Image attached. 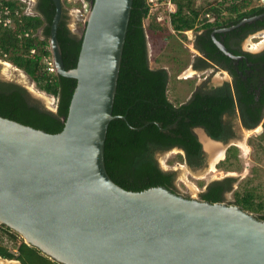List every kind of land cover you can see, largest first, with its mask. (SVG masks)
Returning <instances> with one entry per match:
<instances>
[{"label": "water", "instance_id": "obj_1", "mask_svg": "<svg viewBox=\"0 0 264 264\" xmlns=\"http://www.w3.org/2000/svg\"><path fill=\"white\" fill-rule=\"evenodd\" d=\"M53 2L56 73L77 87L58 134L0 117V224L59 264H264V221L240 206L188 199L163 186L132 192L112 180L105 147L134 0L85 3L82 48L71 70L57 37L63 0ZM212 157L207 166L218 161Z\"/></svg>", "mask_w": 264, "mask_h": 264}, {"label": "trees", "instance_id": "obj_2", "mask_svg": "<svg viewBox=\"0 0 264 264\" xmlns=\"http://www.w3.org/2000/svg\"><path fill=\"white\" fill-rule=\"evenodd\" d=\"M86 1L93 3L95 0ZM254 2L234 0L228 6L224 1L219 7L198 9L195 6L196 0H173L175 12L169 13V16L173 29L180 37L186 38L184 32L190 30L209 29L207 34L210 38V31L215 25L233 21L235 17L261 14L263 9L250 10ZM152 7L148 0L133 2L114 102L113 115L116 118L109 125L106 140L105 164L112 180L125 190L142 192L163 186L177 193L175 173L161 168L157 153L179 147L186 152V161L190 166L200 167L203 163L202 146L193 128L204 127L213 138L227 140L228 136L222 132L221 117L225 112L234 110L235 97L231 87L226 85L216 95L197 93L193 100L181 106L169 100L168 71L150 66L147 32L154 33L156 25L147 29L145 20ZM55 14L53 0H36L33 15L26 14L25 5L19 1L0 0V17L3 22L0 23V59L23 70L39 90L55 97L57 101L55 111L47 110L33 100L24 87L0 80V117L50 134H58L64 129L77 87V80L49 72L44 61L51 55V25ZM208 14L215 15L217 21L208 22ZM6 19L12 21V26H4ZM68 19L63 8L57 37L65 68L71 70L77 67L85 30L81 35L74 34L69 28ZM234 23L237 22L230 24ZM207 47L210 57H215L217 51L212 41ZM181 62L175 59L177 65L181 66ZM235 90L244 123L248 127L255 126L262 118L264 107H255V98L250 88L235 86ZM262 136L264 139V134ZM237 156L238 149L231 147L226 160L218 167H226L225 164ZM234 182V178H227L211 183L202 193L201 200L225 202V194L232 190ZM234 196V205L247 212L262 213L264 202L257 203L259 196L254 188L237 191ZM258 219L264 221V214ZM0 230L1 238L6 235L13 244L20 238L18 233L5 225L0 224ZM17 251L18 254L0 243V256L4 259L18 260L22 264H59L25 241L17 246Z\"/></svg>", "mask_w": 264, "mask_h": 264}, {"label": "rangeland", "instance_id": "obj_3", "mask_svg": "<svg viewBox=\"0 0 264 264\" xmlns=\"http://www.w3.org/2000/svg\"><path fill=\"white\" fill-rule=\"evenodd\" d=\"M16 1L23 3L26 7V12L30 13V15L35 13L36 0ZM224 1L227 2L226 4L229 6V3L234 0H196L195 6L198 9H207L211 6L219 7V4ZM86 2V0H63L64 9L69 17V28L76 35H81L86 28L88 19V15L84 11ZM148 2L153 6L152 2L149 0ZM256 3L257 0H255L254 5ZM169 13L168 6L164 5L160 0L152 7L148 19L145 20V26L147 29H150L151 25H156V30L154 33L147 30V46L150 66L152 68H162L168 71L170 75L168 97L175 105H179L188 100L193 89H195V85L201 83L207 74L199 77L192 72L191 56H193V54L191 50L186 48L183 42L189 44L192 48L194 33H189V35H186V38L180 37L171 25ZM213 17L214 16L211 15V17L207 19L210 20ZM168 33L172 36H169ZM38 34L41 35V32ZM251 41L252 40L249 39L245 44L252 45ZM255 41H253V43L258 44L257 46L259 47L264 41V36L260 37L258 42ZM183 50L188 52H185V55L188 57L189 63L182 67L184 62L180 57L183 55L180 56V54H182ZM175 59L181 60L183 64L181 66L177 65ZM183 70L184 72L182 73ZM225 77L224 74L218 72L212 77L211 82L221 84ZM181 78L184 79L180 80ZM0 80L3 82H12L24 87L33 100L43 108L50 111L56 110L57 101L55 97L39 90L37 85L23 70L2 59H0ZM185 86L187 90H184ZM196 132L200 137H206L201 129H197ZM262 135L261 129L258 130V132L240 130L235 141L238 146V156L235 160L227 162L225 164L226 167H215V163H211L209 166L205 165L203 168L194 169L186 161L184 152L177 148L171 151L159 152L156 157L163 170L175 173V191L185 198L201 200V195L206 191L208 185L227 178H234L235 182L233 183L232 192L227 193L225 196L226 204L234 205L235 192H243L244 189L251 188H254L259 196L256 200L257 203L259 201L264 202V139ZM210 154L211 153L207 154V164L211 158ZM212 166L215 167L214 170ZM248 213L258 218L260 215L264 214V209L261 214ZM0 234H2L1 230ZM3 236V239L0 236V243L17 253L15 250H17V246L24 241V239L20 236V238L15 241V244H13L11 241H8L6 235ZM8 261L10 263L11 260ZM8 261L0 259V264H6Z\"/></svg>", "mask_w": 264, "mask_h": 264}, {"label": "flooded vegetation", "instance_id": "obj_4", "mask_svg": "<svg viewBox=\"0 0 264 264\" xmlns=\"http://www.w3.org/2000/svg\"><path fill=\"white\" fill-rule=\"evenodd\" d=\"M251 9H263V12L257 15H248L245 18H238L234 15L235 18L233 19V21L228 20L224 24L220 23L219 25H215L210 31V38L207 34L209 33V29H196L184 32L185 35H189V33H194L192 48L189 44L183 42L186 48L191 50L193 54V56H191L192 72L195 75H198L199 77L205 74L207 75L201 83H197L195 85V89H193L192 94L189 96L188 100L180 103L179 106L187 104L188 102L193 100L197 93L216 95L218 92H221L222 88H225L226 85H229L231 87L235 97L234 110L225 112L221 117L222 132L225 136H228L227 140H217L213 138L204 127L198 126L193 128V132L197 136V139L202 146L203 158L202 165L196 168L193 167L194 169L203 168L205 165L207 166V154L210 153L208 150L205 149V143L203 142L202 137H200L199 134L196 132L197 129H201L211 142H221L224 145L222 146L224 148L223 156H218V161L215 163V167H218L220 163L226 160L228 151L231 147H236L238 149V146L236 145L235 141L240 130L258 132V130L261 129L262 134H264V110L260 122H258V124H256L255 126L248 127L244 123L242 111L235 93V86H241L243 88L248 87L250 88V91L253 92L252 96L255 98V107L256 105L258 107H264V102H262V98H264V41L262 42L263 44L261 43L259 46L261 48L257 46L258 44L253 43V41L255 40V42H258V39L264 36V24H259V22H264V17L252 22H246L245 24L236 27L233 30H228L240 24L244 20L251 19L253 17L264 14V2L262 0H257V3L253 7H251L250 10ZM212 16L214 17L208 20V22L217 21L216 16ZM209 17H211V14L207 15V18ZM235 21L237 23L230 24ZM215 38L218 42L222 43L226 47L228 52L232 54V56H234L235 58H232L222 52L216 45ZM249 39L252 40V45L245 44L246 41ZM210 41H212L217 51V55L214 54L215 57L213 58L210 57L211 53L207 49V45H209ZM185 52L188 53L187 51L183 50L182 54H180V56L183 55L180 57L184 62V64L182 63V67L189 63V60L187 59L188 57L185 55ZM183 72L184 70L182 71V73ZM218 72H221L226 76L221 84H215L211 82L212 77ZM183 79L184 78H181L180 80ZM184 90H187L186 86L184 87ZM177 149L182 150L186 156V152L183 149L179 147H177ZM208 187L209 185L206 187V190L208 189ZM229 192H232V190ZM229 192H226V194Z\"/></svg>", "mask_w": 264, "mask_h": 264}, {"label": "built area", "instance_id": "obj_5", "mask_svg": "<svg viewBox=\"0 0 264 264\" xmlns=\"http://www.w3.org/2000/svg\"><path fill=\"white\" fill-rule=\"evenodd\" d=\"M150 2L153 3V6L154 4L157 3V0H149ZM164 5H167L168 6V9H169V12L170 13H173L175 12V6L173 4V0H164L163 1ZM28 12H26L27 14ZM32 14V13H31ZM34 14V13H33ZM28 15H30V13H28ZM0 23H3L2 22V18L0 17ZM12 21L10 19H6L4 20V26H12ZM28 35V34H27ZM50 51H51V48H50ZM35 51L33 50L32 51V54H34ZM45 64L47 65L48 67V70L49 72L51 73H55L56 72V67H55V61H54V58H53V55H52V52H51V55L47 56L45 59Z\"/></svg>", "mask_w": 264, "mask_h": 264}, {"label": "bare ground", "instance_id": "obj_6", "mask_svg": "<svg viewBox=\"0 0 264 264\" xmlns=\"http://www.w3.org/2000/svg\"><path fill=\"white\" fill-rule=\"evenodd\" d=\"M202 140L205 143L206 150H208L213 157L223 156V149L224 148L222 146H220L219 144L211 143L210 140L208 138H206L205 136H202ZM212 169L214 170L215 167L212 166ZM6 264H18V263L6 262Z\"/></svg>", "mask_w": 264, "mask_h": 264}, {"label": "crops", "instance_id": "obj_7", "mask_svg": "<svg viewBox=\"0 0 264 264\" xmlns=\"http://www.w3.org/2000/svg\"><path fill=\"white\" fill-rule=\"evenodd\" d=\"M15 251H17V250H15ZM16 254H18V251H17V253ZM13 261V260H12ZM13 262H17V263H20V264H22L20 261H18V260H14Z\"/></svg>", "mask_w": 264, "mask_h": 264}, {"label": "clouds", "instance_id": "obj_8", "mask_svg": "<svg viewBox=\"0 0 264 264\" xmlns=\"http://www.w3.org/2000/svg\"><path fill=\"white\" fill-rule=\"evenodd\" d=\"M50 48H51V46H50Z\"/></svg>", "mask_w": 264, "mask_h": 264}]
</instances>
